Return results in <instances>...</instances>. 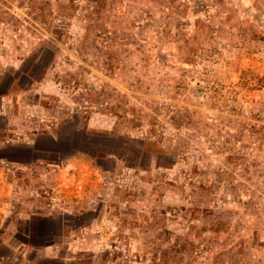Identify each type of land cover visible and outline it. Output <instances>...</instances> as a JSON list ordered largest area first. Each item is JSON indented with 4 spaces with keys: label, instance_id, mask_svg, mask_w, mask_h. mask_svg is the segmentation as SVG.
Returning <instances> with one entry per match:
<instances>
[{
    "label": "rangeland",
    "instance_id": "obj_1",
    "mask_svg": "<svg viewBox=\"0 0 264 264\" xmlns=\"http://www.w3.org/2000/svg\"><path fill=\"white\" fill-rule=\"evenodd\" d=\"M44 69L39 116L152 141L23 173L0 264H264V0H0V93Z\"/></svg>",
    "mask_w": 264,
    "mask_h": 264
},
{
    "label": "crops",
    "instance_id": "obj_2",
    "mask_svg": "<svg viewBox=\"0 0 264 264\" xmlns=\"http://www.w3.org/2000/svg\"><path fill=\"white\" fill-rule=\"evenodd\" d=\"M44 71L45 69L36 80L28 83L32 88L28 89L20 85L21 87L17 89L20 94L19 101L16 103L17 111H15L13 97L9 94L10 90L0 93V236L6 233V229L13 222L22 221V210L19 211L20 200L17 198V192L24 187L21 175L26 171L43 168L44 174L53 173L60 177H69L76 176L78 170H84L86 176L83 180L88 183L90 173H95L97 170L89 167V164L85 166V163L81 165L72 162L68 160L69 157L87 155L95 161L96 167H103L100 162L102 159L118 158L119 152L129 150L134 152L133 139L141 144L152 141V138L145 134L144 136L137 135L133 139H124L106 130H91L86 123L78 128L72 124H68L69 128H64L65 123L72 121L73 115L81 113L76 108H69L64 104L58 106L60 109L66 107L62 117L54 116L53 120H49L45 118L46 116H39V109L44 108L42 99L52 94L53 87L58 85L57 82L53 83L48 80ZM21 72L26 74L28 71L21 70ZM31 91L35 96L33 101L27 95ZM58 103L62 104V100ZM86 132L95 135L94 138H97L99 143L90 146L86 144L84 141ZM122 144H125L124 147ZM42 150H46L47 153L57 151V155L42 156L39 154ZM27 191L34 193L30 188H27ZM29 202L34 201L30 199ZM16 233L14 232V235ZM51 244L45 245L43 251L47 252ZM24 247L25 244L19 242L13 251L21 253Z\"/></svg>",
    "mask_w": 264,
    "mask_h": 264
},
{
    "label": "trees",
    "instance_id": "obj_3",
    "mask_svg": "<svg viewBox=\"0 0 264 264\" xmlns=\"http://www.w3.org/2000/svg\"><path fill=\"white\" fill-rule=\"evenodd\" d=\"M64 19L65 20H68L69 18L66 16V17H64ZM175 117L173 116L172 118H171V120H173ZM183 130H186L187 129V126H183V128H182ZM86 137H84V141H85V143L86 144H88L89 146L90 145H92V144H98L99 143V140L97 139V138H94V136L95 135H92V134H89V133H87L86 132V135H85ZM81 141H82V139H81ZM123 145V147H124V145L125 144H122ZM82 149V148H81ZM87 149H89V148H87ZM120 149H122V148H120ZM205 149L206 150H209V149H211V147L208 145V146H206L205 147ZM168 150H169V153L170 154H172V155H174V156H176V157H178V158H182V152L178 149V153H176V150H172V149H170V148H168ZM184 150V149H183ZM85 151V150H84ZM87 151H89V150H87ZM176 153V154H175Z\"/></svg>",
    "mask_w": 264,
    "mask_h": 264
}]
</instances>
